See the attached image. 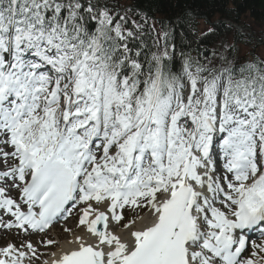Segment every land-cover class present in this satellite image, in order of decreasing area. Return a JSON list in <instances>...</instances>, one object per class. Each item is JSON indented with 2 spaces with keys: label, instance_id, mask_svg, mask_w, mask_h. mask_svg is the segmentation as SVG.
I'll use <instances>...</instances> for the list:
<instances>
[{
  "label": "snow or ice",
  "instance_id": "1",
  "mask_svg": "<svg viewBox=\"0 0 264 264\" xmlns=\"http://www.w3.org/2000/svg\"><path fill=\"white\" fill-rule=\"evenodd\" d=\"M150 20L120 0H0V227L44 233L76 209L86 235L51 264H264V59L224 44L174 70ZM27 255L9 243L0 264Z\"/></svg>",
  "mask_w": 264,
  "mask_h": 264
},
{
  "label": "trees",
  "instance_id": "2",
  "mask_svg": "<svg viewBox=\"0 0 264 264\" xmlns=\"http://www.w3.org/2000/svg\"><path fill=\"white\" fill-rule=\"evenodd\" d=\"M122 1L126 2L125 6L146 12L156 21L157 31L171 30L169 44L175 46L174 50L170 47L174 70L181 65L182 53L207 63L205 58L215 59L213 51L219 53L224 44L235 43L234 56L240 62L263 59L256 48H264V0H120L121 4ZM189 12L196 17L195 32L184 22L189 19ZM201 25L213 26L215 31L203 36ZM253 25L263 29L258 32ZM234 26L243 33L238 34ZM154 36L155 33L146 37L149 46Z\"/></svg>",
  "mask_w": 264,
  "mask_h": 264
},
{
  "label": "bare ground",
  "instance_id": "3",
  "mask_svg": "<svg viewBox=\"0 0 264 264\" xmlns=\"http://www.w3.org/2000/svg\"><path fill=\"white\" fill-rule=\"evenodd\" d=\"M126 211V210H125ZM71 233L69 235H66L65 233L61 232H55L56 237H53L51 235L46 234V241L48 239H53V240H58V242L52 244V245H47L45 244L46 241L43 242V245H40L39 242H35L34 247L37 249V254L38 256L41 257V261H37L34 262L35 260L32 261V264H43V262L45 260L49 261V264H51V260L54 258L52 256V253H56L57 256H59V254L64 251V250H68L72 245H70L68 242L70 240L74 239L75 235H86V233L84 232V229L80 226H78V224L73 225V223H71ZM65 227H69L68 224H65ZM112 227L114 230H116L115 228V222H112ZM70 228V227H69ZM68 228V229H69ZM51 232V231H50ZM8 235L4 238H2V240L9 238L11 240L10 243L14 244L17 243L22 237L20 235H18V238L15 236V233H8L5 232ZM29 235V239H33V240H37V237L35 235ZM25 238V236L23 237V239ZM257 243L260 242V240L256 241ZM28 254H31V252H28V250L26 251Z\"/></svg>",
  "mask_w": 264,
  "mask_h": 264
},
{
  "label": "rangeland",
  "instance_id": "4",
  "mask_svg": "<svg viewBox=\"0 0 264 264\" xmlns=\"http://www.w3.org/2000/svg\"><path fill=\"white\" fill-rule=\"evenodd\" d=\"M122 4L123 5H125L126 4V2L125 1H122ZM253 27H254V29L256 30V31H260V30H262L263 29V27H260V26H256V25H253ZM207 28L204 26V25H201V30L202 31H205ZM242 31V30H241ZM247 31H245V33H246ZM256 52H259V54H260V56L264 59V48L263 49H261L260 50V48H256ZM126 216L128 215V211L126 212V214H125ZM78 219V218H77ZM77 219L75 220V222H77ZM75 222H73V225H76L75 224ZM68 226L70 227H68L69 229H71V223L70 224H68ZM65 228H67V227H63V226H56L55 227V229H53L52 231H51V233L49 234V235H51V236H53V237H56V235H55V232L57 233V232H61L62 231V233H65L66 235H69L70 233H68V232H66L64 229ZM8 234L7 233H5V232H3V233H0V246L1 247H4V245H6L5 243L4 244H2L4 241H6V243L8 242V241H11V240H9V238H7V239H4V240H2V238H4V237H6ZM16 236V235H15ZM17 238H18V236H16ZM26 238H29V235H27V236H25V238L24 239H26ZM30 240H33V239H30ZM40 241L42 242H44V241H46V237L45 236H43V237H41V239H40ZM56 241V240H55ZM57 242V241H56ZM7 246V245H6ZM40 259H41V257H40Z\"/></svg>",
  "mask_w": 264,
  "mask_h": 264
}]
</instances>
